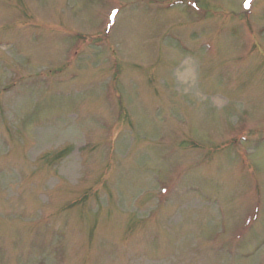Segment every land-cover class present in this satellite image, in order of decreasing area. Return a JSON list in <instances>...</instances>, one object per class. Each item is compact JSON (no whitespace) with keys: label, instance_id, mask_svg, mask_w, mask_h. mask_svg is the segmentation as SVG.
<instances>
[{"label":"rangeland","instance_id":"obj_1","mask_svg":"<svg viewBox=\"0 0 264 264\" xmlns=\"http://www.w3.org/2000/svg\"><path fill=\"white\" fill-rule=\"evenodd\" d=\"M0 0V264H264V0Z\"/></svg>","mask_w":264,"mask_h":264},{"label":"snow or ice","instance_id":"obj_2","mask_svg":"<svg viewBox=\"0 0 264 264\" xmlns=\"http://www.w3.org/2000/svg\"><path fill=\"white\" fill-rule=\"evenodd\" d=\"M248 6H249V0H245L244 7H248Z\"/></svg>","mask_w":264,"mask_h":264}]
</instances>
